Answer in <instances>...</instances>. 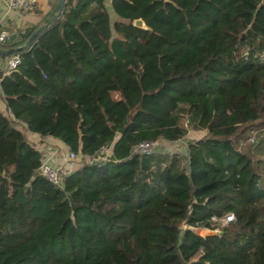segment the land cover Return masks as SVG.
<instances>
[{"label": "trees", "instance_id": "trees-1", "mask_svg": "<svg viewBox=\"0 0 264 264\" xmlns=\"http://www.w3.org/2000/svg\"><path fill=\"white\" fill-rule=\"evenodd\" d=\"M18 54L0 75V264H264V0H65ZM14 122L80 164L50 182ZM189 130L184 153L135 151Z\"/></svg>", "mask_w": 264, "mask_h": 264}, {"label": "crops", "instance_id": "crops-1", "mask_svg": "<svg viewBox=\"0 0 264 264\" xmlns=\"http://www.w3.org/2000/svg\"><path fill=\"white\" fill-rule=\"evenodd\" d=\"M56 2L57 0H36L32 8H11L3 0H0V30L5 29L8 33H11L31 26L36 27L48 17ZM6 41L8 45L11 43L9 39ZM5 59L6 57L0 55V75L5 72ZM0 111L6 116L12 117L4 100L1 87ZM14 124L23 130L27 138L35 144L51 163L59 165L66 161L65 156L69 151L61 140L53 136H41L36 132H31L22 122H14ZM64 165L62 166L64 167Z\"/></svg>", "mask_w": 264, "mask_h": 264}, {"label": "built area", "instance_id": "built-area-1", "mask_svg": "<svg viewBox=\"0 0 264 264\" xmlns=\"http://www.w3.org/2000/svg\"><path fill=\"white\" fill-rule=\"evenodd\" d=\"M3 1L7 4V6L11 8H21V7L32 8L36 0H3ZM7 35H8V32L5 29L0 30V43H3L7 40ZM5 57L6 59H5V69L4 70L5 72H9L10 70L14 69L17 66L20 60L19 54L11 53ZM155 143L156 141H142L136 145L135 151L140 150V151L147 153L155 147ZM42 157L43 159L39 166V172L50 182L54 184H60L62 182V175H63L61 171L62 165L61 164L55 165L51 163L44 154H42ZM73 157H75V154L72 152H68L67 156H65V160L69 161ZM87 160H91V158H88ZM212 219L219 220L221 224H224L233 219V214L231 212H228L222 217L212 216Z\"/></svg>", "mask_w": 264, "mask_h": 264}, {"label": "water", "instance_id": "water-1", "mask_svg": "<svg viewBox=\"0 0 264 264\" xmlns=\"http://www.w3.org/2000/svg\"><path fill=\"white\" fill-rule=\"evenodd\" d=\"M64 2L65 0H57L48 17L45 18L38 26H31L23 30L8 33L7 39H9L11 43L9 46H2L0 44V55L5 57L11 53H18L19 51L30 47L39 33L61 15ZM133 24L143 29H150L141 17L134 19Z\"/></svg>", "mask_w": 264, "mask_h": 264}, {"label": "rangeland", "instance_id": "rangeland-1", "mask_svg": "<svg viewBox=\"0 0 264 264\" xmlns=\"http://www.w3.org/2000/svg\"><path fill=\"white\" fill-rule=\"evenodd\" d=\"M107 7H108V5H107ZM108 9H110V8L108 7ZM111 17L114 18L115 16L111 13ZM252 134H254V138H255L256 135H257V132L256 131L252 132ZM203 135H204L203 131L189 130V132L187 134V137L181 138V139L176 140L174 142L158 141V142L155 143V147L158 146V147L164 148L166 150H177V151H181V152L184 153L187 140H189L190 138L191 139L198 138V137H201ZM84 159L86 160L88 158H84ZM64 164H65L64 167L61 166L62 173H66L68 170H70L71 167H72V169L77 167L80 164V159L77 158V157H73L69 161H66ZM61 165H63V164H61ZM197 231L200 234H205L207 232H211L210 230L203 229V228H198ZM214 231L216 232L218 230H213V232ZM59 247L61 248L62 246L61 245L52 246V247H49V249H52V250L56 251ZM66 249H68V248L65 245V251H66Z\"/></svg>", "mask_w": 264, "mask_h": 264}]
</instances>
